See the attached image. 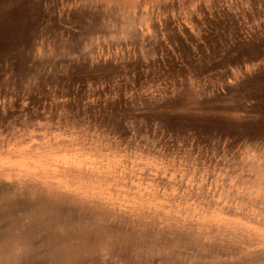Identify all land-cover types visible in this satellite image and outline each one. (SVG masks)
<instances>
[{
    "label": "rangeland",
    "instance_id": "374dc122",
    "mask_svg": "<svg viewBox=\"0 0 264 264\" xmlns=\"http://www.w3.org/2000/svg\"><path fill=\"white\" fill-rule=\"evenodd\" d=\"M23 5L0 31L14 213L43 198L53 231L88 230L76 264H264V0ZM39 231L20 261L52 264Z\"/></svg>",
    "mask_w": 264,
    "mask_h": 264
},
{
    "label": "bare ground",
    "instance_id": "6f19581e",
    "mask_svg": "<svg viewBox=\"0 0 264 264\" xmlns=\"http://www.w3.org/2000/svg\"><path fill=\"white\" fill-rule=\"evenodd\" d=\"M26 0H0V31H8L11 28H20L21 21L29 14L26 6H21V3H25ZM20 6H19V5ZM15 5V6H14ZM18 5V6H17ZM11 6V8L9 7ZM13 6V7H12ZM30 10V9H29ZM28 18V17H27ZM26 192V191H25ZM9 193V192H8ZM45 196V195H44ZM53 196V195H52ZM9 197V196H8ZM4 198L0 194V207H5L2 212V217L6 220V223L0 229V264H32V261L26 263L20 261L19 258L25 253L32 251L31 240L33 236L40 233V229L45 228L48 230L47 237L43 240L44 244H48L50 254L52 255V264H76L83 256L84 249L88 250L94 243L92 235L88 230L81 229L80 232L74 230V234L69 230H63L60 232L53 231V221L56 217H59L60 209L49 205L45 199L39 198L32 203L26 202L24 206L28 213V220H23L20 216L14 213L13 207L18 204V201ZM35 197V196H34ZM38 197V196H37ZM42 197V196H39ZM67 197V196H66ZM45 198V197H44ZM47 198V197H46ZM52 198V197H50ZM34 199V198H32ZM64 199V198H63ZM71 199V198H70ZM56 200H58L56 198ZM61 201V199H60ZM69 201V200H67ZM22 202V201H20ZM29 202V201H28ZM65 202V201H63ZM62 203V201H61ZM51 204V203H50ZM53 204V203H52ZM55 205V204H54ZM23 206V205H22ZM60 206V205H59ZM58 206V207H59ZM62 206V204H61ZM60 206V207H61ZM59 207V208H60ZM64 207V205H63ZM62 207V208H63ZM23 209V208H22ZM73 209V208H72ZM75 209V208H74ZM84 209V208H83ZM67 210V209H66ZM72 211V210H71ZM76 211V210H75ZM85 211V210H84ZM78 212V211H77ZM75 212V213H77ZM70 213V212H69ZM82 213V212H81ZM87 213V212H86ZM48 214V215H47ZM92 214V213H91ZM71 215V214H70ZM73 215V214H72ZM77 215V214H76ZM87 215V214H85ZM68 216V215H67ZM74 216V215H73ZM90 216V215H89ZM93 216V215H92ZM84 217V216H83ZM99 217V212H98ZM68 218V217H67ZM58 219V218H57ZM60 219L61 216H60ZM69 219V218H68ZM77 219V218H76ZM82 219V218H81ZM95 219V218H94ZM65 220V219H64ZM84 220V219H83ZM87 220V219H85ZM90 220V219H88ZM87 220V222H88ZM71 221V219H70ZM69 221V222H70ZM75 221V220H74ZM79 221V220H78ZM95 221V220H94ZM102 221V220H101ZM60 222V221H59ZM90 222V221H89ZM92 222V221H91ZM55 223V222H54ZM67 223V221L65 222ZM83 223V222H82ZM93 223V222H92ZM71 226L73 224L68 223ZM77 224V223H76ZM57 225V224H56ZM55 225V226H56ZM62 225V224H61ZM64 225V224H63ZM62 225V226H63ZM83 225V224H82ZM67 226V225H66ZM96 226V225H95ZM105 226V225H104ZM57 227V226H56ZM59 227V226H58ZM69 227V226H68ZM75 227V226H74ZM92 227V226H91ZM64 228V227H63ZM89 228V227H88ZM102 228V227H100ZM99 228V229H100ZM58 229V228H56ZM62 229V228H61ZM65 229V228H64ZM105 229V228H104ZM108 229V228H107ZM110 229V228H109ZM118 229V228H117ZM111 230V229H110ZM46 231V230H45ZM59 231V229H58ZM91 232V228L89 230ZM105 231V230H104ZM113 231V230H112ZM131 231V230H130ZM146 231V230H144ZM116 233V232H115ZM131 234V232H129ZM128 233V234H129ZM38 234V233H37ZM41 234V233H40ZM43 234V233H42ZM106 234V233H105ZM125 234V233H124ZM129 234V235H130ZM150 234V233H149ZM152 234V233H151ZM44 235V234H43ZM46 235V234H45ZM112 235V234H111ZM148 235V234H147ZM95 236V235H94ZM98 236V234H97ZM113 236V235H112ZM115 236V235H114ZM138 237V236H137ZM152 237V236H151ZM154 237V236H153ZM130 238V237H129ZM181 238V237H180ZM179 238V239H180ZM43 239V238H42ZM77 239V240H76ZM109 239V238H108ZM112 239V238H111ZM110 239V240H111ZM184 239V238H183ZM182 239V240H183ZM41 240V239H40ZM105 240V237H104ZM132 240V238H131ZM137 240V239H136ZM152 240V239H151ZM171 240V239H170ZM178 240V239H177ZM107 241V240H105ZM115 242V240H113ZM121 241V240H120ZM123 241V240H122ZM130 241V239H129ZM134 241V240H133ZM132 241V242H133ZM154 241V240H153ZM168 241V240H167ZM110 242V241H109ZM96 243V242H95ZM42 244V243H41ZM98 246V245H97ZM96 246V247H97ZM168 247V246H167ZM46 248V247H45ZM153 248V247H152ZM173 248V247H172ZM231 248V247H230ZM94 249V248H93ZM169 251V249H167ZM222 250V249H221ZM36 251V250H35ZM91 251V250H90ZM89 251V253H90ZM88 252V251H87ZM86 252V253H87ZM32 252H30L31 254ZM34 253V252H33ZM42 253V252H41ZM95 253V252H94ZM118 253V252H117ZM47 254V252H46ZM29 255V254H28ZM25 256V255H24ZM253 256V254H252ZM40 257V256H39ZM84 257V256H83ZM251 257V256H250ZM259 257V256H258ZM22 259V257H21ZM26 259V258H25ZM170 259V258H169ZM172 259V258H171ZM256 259V258H255ZM254 259V260H255ZM258 260V259H257ZM82 261V260H81ZM83 262V261H82ZM170 262V261H169ZM255 263V262H254ZM82 264V263H81ZM165 264V263H164ZM201 264V263H200ZM204 264V262H203ZM209 264V263H208ZM211 264H222L220 262H213ZM226 264V263H225ZM258 264V263H256Z\"/></svg>",
    "mask_w": 264,
    "mask_h": 264
}]
</instances>
